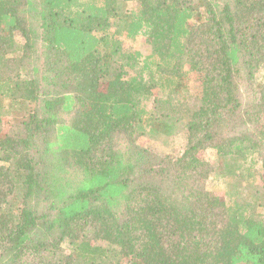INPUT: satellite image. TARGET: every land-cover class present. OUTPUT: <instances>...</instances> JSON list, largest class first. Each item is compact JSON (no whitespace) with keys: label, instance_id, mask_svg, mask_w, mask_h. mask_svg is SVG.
Returning a JSON list of instances; mask_svg holds the SVG:
<instances>
[{"label":"trees","instance_id":"16d2710c","mask_svg":"<svg viewBox=\"0 0 264 264\" xmlns=\"http://www.w3.org/2000/svg\"><path fill=\"white\" fill-rule=\"evenodd\" d=\"M0 264H264V0H0Z\"/></svg>","mask_w":264,"mask_h":264},{"label":"rangeland","instance_id":"374dc122","mask_svg":"<svg viewBox=\"0 0 264 264\" xmlns=\"http://www.w3.org/2000/svg\"><path fill=\"white\" fill-rule=\"evenodd\" d=\"M118 42L120 43L121 47L125 49L128 53H133L139 49V46L137 43L131 42L127 39L124 38L123 35L120 33H116ZM129 72V71H128ZM129 74H133L132 72H129ZM189 77V84L190 86L196 87L200 85V78L197 74L195 73H188ZM137 143L142 146L150 145L153 144V140L149 137H141L137 140ZM159 148H161L163 151H167L173 154H179L183 150V145L181 142L177 141L176 143L171 144L168 147L159 145ZM201 160H206L208 161V157L205 155ZM260 183V182H258ZM208 187L210 190H212L215 194L222 196V191L221 189L215 187L214 185L208 184Z\"/></svg>","mask_w":264,"mask_h":264}]
</instances>
